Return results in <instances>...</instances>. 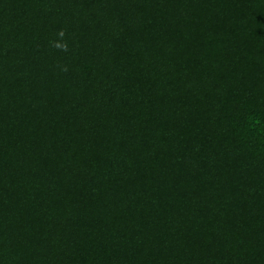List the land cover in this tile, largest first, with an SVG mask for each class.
<instances>
[{"label": "trees", "instance_id": "obj_1", "mask_svg": "<svg viewBox=\"0 0 264 264\" xmlns=\"http://www.w3.org/2000/svg\"><path fill=\"white\" fill-rule=\"evenodd\" d=\"M0 264H264V0H0Z\"/></svg>", "mask_w": 264, "mask_h": 264}]
</instances>
